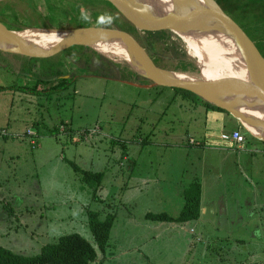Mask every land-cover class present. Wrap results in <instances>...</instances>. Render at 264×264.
I'll use <instances>...</instances> for the list:
<instances>
[{
	"label": "rangeland",
	"instance_id": "374dc122",
	"mask_svg": "<svg viewBox=\"0 0 264 264\" xmlns=\"http://www.w3.org/2000/svg\"><path fill=\"white\" fill-rule=\"evenodd\" d=\"M72 3L17 0L15 7L23 10L17 23L38 25L39 15L56 27L70 25L68 12L54 21L47 17ZM85 14L93 22L91 12ZM13 17L4 15L5 23L12 25ZM136 30L147 37L144 29ZM167 31L153 48L156 60L201 78L185 41ZM79 55L78 47L48 57L0 51V126L10 133L0 136V244L35 255L77 232L95 245L104 264H263L264 153L258 150L264 141L245 132L243 148L226 145L223 133L238 123L231 114L219 136L207 133L206 107L198 97L174 87L123 82L151 83L130 73H119L122 80L100 76L80 67ZM22 62L32 76L21 74ZM39 76L50 79L40 85L57 83L58 77L70 80L50 92L13 89L35 85ZM27 129L36 135H27ZM195 178L204 186L203 204L209 208L200 219L177 223L145 217L163 211L178 215L183 191ZM92 212L102 220L116 216L106 251L93 236Z\"/></svg>",
	"mask_w": 264,
	"mask_h": 264
},
{
	"label": "water",
	"instance_id": "95a60500",
	"mask_svg": "<svg viewBox=\"0 0 264 264\" xmlns=\"http://www.w3.org/2000/svg\"><path fill=\"white\" fill-rule=\"evenodd\" d=\"M120 11L135 27L145 31H187L204 43L226 51L227 60L215 69L214 76L195 78L183 71L162 66L152 54L147 41L131 30L116 25H91L80 28L29 27L19 29L5 23L0 16V50L23 53L29 56L48 57L80 46L90 47L100 53L101 49L125 55L129 67L140 76L151 81L136 86H169L194 92L204 100L227 110L237 118L254 137L264 141V97L258 102L257 86L262 81L257 70L264 67V54L243 28L222 8L216 0H170L168 11L176 21L162 16H144L132 13L126 0H105ZM168 4V5H167ZM164 14L163 12H160ZM169 16V15H168ZM170 17V16H169ZM171 18V17H170ZM36 32L33 37L26 31ZM52 32L61 33L49 36ZM143 39V40H142ZM209 45V46H210ZM53 48V49H52ZM54 50V51H53ZM105 54V53H104ZM107 56H110L106 54ZM114 57V56H110ZM134 58L139 59V64ZM187 77L181 80L176 73ZM264 88V85L262 83ZM260 110V112H259ZM263 110V112H261ZM260 114V115H259Z\"/></svg>",
	"mask_w": 264,
	"mask_h": 264
},
{
	"label": "trees",
	"instance_id": "16d2710c",
	"mask_svg": "<svg viewBox=\"0 0 264 264\" xmlns=\"http://www.w3.org/2000/svg\"><path fill=\"white\" fill-rule=\"evenodd\" d=\"M17 0H1L0 1V13L3 12L4 15L11 16L13 14V24L10 27L20 26L17 22L20 21V14L23 10H18L15 7V2ZM22 1V0H18ZM28 1V0H27ZM70 8L64 7L61 10H58V14L51 17H47L49 21H54L59 17V15H66L65 12H68L69 16V27L71 28H80L87 27L91 25H105L113 26L116 25L123 29H129L137 34L136 27L120 12L118 11L110 2L105 0H95L93 2H88V0H72ZM222 8L230 15L232 18L248 33V35L254 38L259 46L261 51L264 54V0H216ZM53 8L54 6H49ZM5 8L10 9L9 13L6 14ZM91 12L93 16V22L89 18H86L85 12ZM4 15L0 14L4 18ZM67 16V15H66ZM46 18V16H43ZM43 17L37 15L38 25H27L33 27H47L49 24L41 18ZM41 21V22H40ZM53 25V24H52ZM50 24V26H52ZM24 26V27H27ZM152 32V33H151ZM168 33L167 30L159 31H145L147 37L145 40L149 46L153 49L156 43L162 38L163 35ZM151 36V38H149ZM83 51V55H79V60L82 62L80 67L87 68L88 70H95L98 72V75H107L113 78L118 79L120 76H124L127 73L137 75L129 66L121 67L117 62L108 60L104 55L95 49L90 50V47L80 46ZM3 52L2 50H0ZM87 53V55L85 54ZM176 54V52H175ZM178 54V53H177ZM85 57V58H84ZM34 58V57H33ZM30 57V59H33ZM99 60L100 63L93 64L94 61ZM183 60V59H182ZM184 61H181V65ZM26 62L22 64V70L25 69ZM181 65L177 68L186 69L189 65ZM94 66L95 68H92ZM103 68H102V67ZM195 72H199V69L194 66ZM26 71V69H25ZM29 73V71H28ZM65 74V73H62ZM61 74V75H62ZM60 76V75H59ZM75 76V74L71 75ZM33 77H36L33 75ZM38 83L35 87H38L42 81H48L50 79L42 78V76L37 77ZM57 83H54L50 86V91H55L65 85L70 79L62 78ZM146 80V79H145ZM60 81L62 83H60ZM19 89H26L27 86H16ZM178 91L184 90L185 95H190L193 98L198 97L202 104L205 105L207 109H213L217 111H222L230 114L227 110L220 108L206 100H204L199 95L195 94L192 91L175 88ZM180 89V90H179ZM244 132H248L243 125L241 126ZM52 133H56L52 131ZM37 140V139H36ZM38 143V142H37ZM37 145V144H36ZM101 173L95 175L99 177ZM88 174L85 178L87 179ZM185 197V204L181 212L173 216L168 212H148L145 217L150 220L157 221H166V222H177L185 223L192 220H198L202 215V183L199 179L195 178L192 182L184 189L183 191ZM115 214L111 213L107 215L106 219L102 220L99 218L97 212H92L90 214V227L97 243L98 248L101 251H106V247L109 244L110 232L115 221ZM98 249L92 244L88 239L82 236L80 233L73 232L69 234L62 235L59 237L58 241L53 243H48L44 245L41 251L35 255H25L22 253L14 252L13 250L0 244V264H104L103 260H99ZM187 264V263H183ZM264 264V263H263Z\"/></svg>",
	"mask_w": 264,
	"mask_h": 264
},
{
	"label": "bare ground",
	"instance_id": "6f19581e",
	"mask_svg": "<svg viewBox=\"0 0 264 264\" xmlns=\"http://www.w3.org/2000/svg\"><path fill=\"white\" fill-rule=\"evenodd\" d=\"M164 1L168 2L170 0H126L125 3L131 9L132 13L134 12L147 17L150 16L164 17L163 15H165L166 19L168 18L169 20L175 21L172 18L170 12L168 11V8L165 7L166 2ZM160 12H163L164 14H161ZM35 33L36 32L34 31L33 32L29 30L26 31V34L30 37H33ZM177 33L182 37V39L187 44L189 53L197 60L196 62L200 67L201 75L204 78H209L214 76L215 73L217 74L220 73V72H215L216 71L215 69L220 65V63H223L224 61L227 60L226 51L214 45L209 44L210 45L209 46L207 43H204L199 37L193 36L187 31L184 32L179 31ZM54 34H61V33L52 32V34H44V35L49 37V36H55ZM1 35H3L2 32H0V37H2ZM49 38L53 39L52 37ZM101 50L104 51L105 54H108L110 56H114V57L120 56L126 58L125 55H117L113 51L106 52L103 49ZM134 60L136 61L135 62L136 64L137 63L139 64L138 62L139 59L134 58ZM257 71L260 72L262 75H264V67H260V71L259 69ZM175 75L179 76V78L182 77L181 80H184L183 77H187L186 75H183L181 72L176 73ZM262 79L263 80L259 84L260 86H257L259 103H260V99L264 97V88L262 86V83L264 85V78ZM261 112H263V110Z\"/></svg>",
	"mask_w": 264,
	"mask_h": 264
},
{
	"label": "crops",
	"instance_id": "0c3cea01",
	"mask_svg": "<svg viewBox=\"0 0 264 264\" xmlns=\"http://www.w3.org/2000/svg\"><path fill=\"white\" fill-rule=\"evenodd\" d=\"M21 64H23V62ZM20 72H21V74H23L25 76L30 75L28 72L23 71V70H20ZM30 76H32V75H30ZM47 82H49V80ZM16 86H19V84H17ZM22 86H27V88L26 89H19L17 87H14L13 89H15L16 91H25V92H35V91H38V90L49 92V88H50L51 85H47V83H46V85H39L38 87H35L36 84L30 86V83H27V84H22ZM41 86H42V89H40ZM204 113H205V117H206V125H207V130L206 131H207V133H210V134L212 133V134H214L216 136H219L220 132L225 129L226 122H229L230 114H228L226 112H222V111L213 110V109H207V108H205ZM232 117L234 119H236L237 122H238L237 126L235 128H233V129L239 128V126H241L240 121L237 118H235L234 116H232ZM0 127H5V126H0ZM5 128H7V127H5ZM7 129L9 130V128H7ZM233 129H231V130H233ZM231 130H229V132ZM27 131H28V129H27ZM5 138H7V137H5ZM221 141L223 143H225L226 145H230L231 146V144H232L234 146H237L238 148H241L240 145H238L235 142L227 141V140H224V139H222ZM258 152L264 153V149L258 150ZM263 159H264V157H263ZM258 160L259 159H257V157L254 158V161H258ZM203 195H204V186L202 185V210L204 211V214H206L208 212L209 208H208V206L203 204Z\"/></svg>",
	"mask_w": 264,
	"mask_h": 264
},
{
	"label": "built area",
	"instance_id": "2783aa9c",
	"mask_svg": "<svg viewBox=\"0 0 264 264\" xmlns=\"http://www.w3.org/2000/svg\"><path fill=\"white\" fill-rule=\"evenodd\" d=\"M61 128H62V126H61ZM26 133H27V135H30V136L36 135V133L33 132L32 130H28ZM9 135H10V133H9V130L7 128L0 127V136L5 138V137H8ZM223 137L225 138L224 140L237 143L238 145H240L241 148H243L245 146L246 134L243 131L242 127L237 128V129H233L232 131H230L228 133H223ZM190 142L195 143V141L193 139H191ZM31 143L33 144V146H35L37 144V140L35 138H32Z\"/></svg>",
	"mask_w": 264,
	"mask_h": 264
},
{
	"label": "flooded vegetation",
	"instance_id": "af4514ba",
	"mask_svg": "<svg viewBox=\"0 0 264 264\" xmlns=\"http://www.w3.org/2000/svg\"><path fill=\"white\" fill-rule=\"evenodd\" d=\"M46 24H49V26H47L48 28L49 27H56L54 24L52 25V23L51 22H46ZM50 24L52 25V26H50ZM20 29H23V28H29V27H33V26H27V27H20V26H18ZM58 27H62V26H60V25H58ZM63 27H65V28H71V27H69L68 25L66 26H64L63 25ZM135 76H137V75H135ZM136 78H138V76L136 77ZM118 79H120V78H118ZM138 79H146V78H144V77H142V76H140ZM120 80H122V79H120ZM127 80H130V81H134V80H131V79H127ZM123 82H125V80H122Z\"/></svg>",
	"mask_w": 264,
	"mask_h": 264
}]
</instances>
